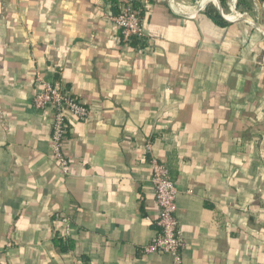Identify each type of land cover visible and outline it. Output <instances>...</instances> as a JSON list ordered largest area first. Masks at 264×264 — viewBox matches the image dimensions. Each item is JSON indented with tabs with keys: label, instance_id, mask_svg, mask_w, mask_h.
Masks as SVG:
<instances>
[{
	"label": "crops",
	"instance_id": "obj_1",
	"mask_svg": "<svg viewBox=\"0 0 264 264\" xmlns=\"http://www.w3.org/2000/svg\"><path fill=\"white\" fill-rule=\"evenodd\" d=\"M249 1L220 26L203 0H120L143 12L134 46L110 21L119 3L0 0V264H173L143 254L153 157L178 190L183 264H264V2ZM39 81L93 110L71 117L67 175Z\"/></svg>",
	"mask_w": 264,
	"mask_h": 264
},
{
	"label": "built area",
	"instance_id": "obj_2",
	"mask_svg": "<svg viewBox=\"0 0 264 264\" xmlns=\"http://www.w3.org/2000/svg\"><path fill=\"white\" fill-rule=\"evenodd\" d=\"M170 2L174 3V0ZM211 2H214L218 9L219 6L221 7L218 0H211ZM203 3L206 2L203 0ZM237 4L238 0H231L232 15H226L220 8L221 16L231 21L243 19L242 14L236 11ZM109 18L126 44L146 43L144 16L141 15V10L133 7L132 2L121 3L119 12L111 13ZM38 84V89L33 96V106L35 109L49 111L52 114L51 160L63 173L70 174L71 163L64 154V147L70 133L71 117L80 122H88L93 110L55 81H39ZM145 150L148 154L151 152L150 143L145 145ZM149 164L153 195L158 207L156 225L159 233L149 245L143 248V254L169 255L173 258V264H183L184 240L177 219L178 190L175 181L168 166L158 158H151ZM68 231L67 229L66 234Z\"/></svg>",
	"mask_w": 264,
	"mask_h": 264
},
{
	"label": "trees",
	"instance_id": "obj_3",
	"mask_svg": "<svg viewBox=\"0 0 264 264\" xmlns=\"http://www.w3.org/2000/svg\"><path fill=\"white\" fill-rule=\"evenodd\" d=\"M107 2L112 3L113 5L115 4H121V3H126V2H120V0H106ZM221 7L226 8L227 6V2L228 0H218ZM259 2L263 3L264 0H258ZM250 1L249 0H239L237 7L241 10H249L251 9V5H250ZM133 7L136 9L137 8V4L132 3ZM143 14V12L141 11V15ZM206 14L218 25L220 26H225L227 23L226 21L223 19V17L221 16V14L219 13V11L217 9H215L214 7H209L206 11ZM134 46L137 45V43L133 44ZM54 244L56 247H59L62 251H68L74 248V243L72 241H66L65 238H55L54 239Z\"/></svg>",
	"mask_w": 264,
	"mask_h": 264
},
{
	"label": "rangeland",
	"instance_id": "obj_4",
	"mask_svg": "<svg viewBox=\"0 0 264 264\" xmlns=\"http://www.w3.org/2000/svg\"><path fill=\"white\" fill-rule=\"evenodd\" d=\"M208 2H209L210 5H215V3H214V2H211V0H209ZM230 2H231V0H230ZM221 8L223 9V12H224L226 15L231 14V13H229L230 8H229L228 5L226 6V8H223V7H221Z\"/></svg>",
	"mask_w": 264,
	"mask_h": 264
},
{
	"label": "bare ground",
	"instance_id": "obj_5",
	"mask_svg": "<svg viewBox=\"0 0 264 264\" xmlns=\"http://www.w3.org/2000/svg\"><path fill=\"white\" fill-rule=\"evenodd\" d=\"M179 1V0H178ZM181 1V0H180ZM209 0H204V2H208ZM177 2V1H176ZM180 4V3H179ZM228 18V17H227ZM229 19V18H228Z\"/></svg>",
	"mask_w": 264,
	"mask_h": 264
},
{
	"label": "water",
	"instance_id": "obj_6",
	"mask_svg": "<svg viewBox=\"0 0 264 264\" xmlns=\"http://www.w3.org/2000/svg\"><path fill=\"white\" fill-rule=\"evenodd\" d=\"M221 7L219 6V9H220Z\"/></svg>",
	"mask_w": 264,
	"mask_h": 264
}]
</instances>
